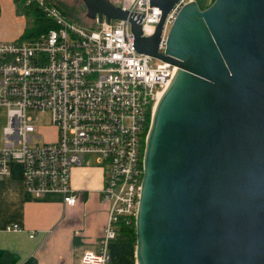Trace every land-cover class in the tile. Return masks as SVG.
I'll return each instance as SVG.
<instances>
[{"label":"water","instance_id":"1","mask_svg":"<svg viewBox=\"0 0 264 264\" xmlns=\"http://www.w3.org/2000/svg\"><path fill=\"white\" fill-rule=\"evenodd\" d=\"M100 23L129 19L136 48L178 67L156 109L136 217L138 264H264V0L186 5L158 51L110 0H82Z\"/></svg>","mask_w":264,"mask_h":264},{"label":"built area","instance_id":"2","mask_svg":"<svg viewBox=\"0 0 264 264\" xmlns=\"http://www.w3.org/2000/svg\"><path fill=\"white\" fill-rule=\"evenodd\" d=\"M152 2L119 0V7L140 22L144 38L154 36L163 19V8ZM191 3L198 4L176 0L166 15L160 54L166 53L178 15ZM26 5L37 6L55 27L29 40L0 43V126L6 122L0 181L20 165L30 195L60 194L67 206H75L72 171L91 166L87 155L97 156L108 222L99 250L86 251L81 263L115 264L109 247L121 222L136 223L148 135L178 67L140 53L129 19L100 23L97 18L92 29L73 22L49 0H26ZM35 114L49 116L51 126H38Z\"/></svg>","mask_w":264,"mask_h":264},{"label":"crops","instance_id":"3","mask_svg":"<svg viewBox=\"0 0 264 264\" xmlns=\"http://www.w3.org/2000/svg\"><path fill=\"white\" fill-rule=\"evenodd\" d=\"M49 1L59 8V0ZM26 18L15 0H0V43L19 41L31 26ZM103 185L99 167H76L72 186L77 203L67 206L60 194L41 199L30 195L22 167L14 165L11 177L0 181V264H82L86 251L99 250L107 226L109 207L101 198ZM14 225L22 231H8ZM109 251L115 264H138L136 243L126 232L118 231Z\"/></svg>","mask_w":264,"mask_h":264},{"label":"trees","instance_id":"4","mask_svg":"<svg viewBox=\"0 0 264 264\" xmlns=\"http://www.w3.org/2000/svg\"><path fill=\"white\" fill-rule=\"evenodd\" d=\"M18 8L23 13L24 16L27 18L32 19V24L30 27H28L24 33V35L21 37V41L29 40L34 37H37L43 33L48 32L50 29L54 28V23L52 20L46 18V16L43 14V12L35 5H26V0H15ZM119 7V4H117ZM64 14H66L64 12ZM89 19V18H88ZM80 25L86 27V28H95V21L89 19V24H81ZM118 231L120 232H126L131 235L133 241L136 243V229L135 224L132 227H128L125 225V223L121 222L118 225ZM27 264H33L31 261Z\"/></svg>","mask_w":264,"mask_h":264},{"label":"rangeland","instance_id":"5","mask_svg":"<svg viewBox=\"0 0 264 264\" xmlns=\"http://www.w3.org/2000/svg\"><path fill=\"white\" fill-rule=\"evenodd\" d=\"M114 5L117 6L119 4V0H110ZM215 0H197L200 8L202 10L207 9L210 7ZM59 8L63 9L66 15L75 23L79 24H89V19L87 17V10L82 0H59L58 1ZM25 21L29 24V26L32 24L31 18H26ZM38 115L39 123L38 126L40 127H50V118L46 115H39L35 114V116ZM6 125L5 120L3 119L1 121L0 126V144L2 142L3 137V128ZM97 156H89L87 155L85 157V162H89L91 166L96 167L97 166Z\"/></svg>","mask_w":264,"mask_h":264}]
</instances>
